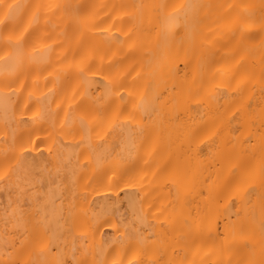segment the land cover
Here are the masks:
<instances>
[{
	"label": "snow or ice",
	"instance_id": "obj_1",
	"mask_svg": "<svg viewBox=\"0 0 264 264\" xmlns=\"http://www.w3.org/2000/svg\"><path fill=\"white\" fill-rule=\"evenodd\" d=\"M104 9V20L111 17L112 22L101 28L102 21L96 16ZM210 10H221L212 26L207 23ZM52 30H58V42L52 39ZM153 32L154 43L147 41ZM237 33L240 39L232 56L244 51L250 63L245 64L242 57L236 61L242 70L218 81L219 73L209 75L207 69L214 62L220 38L235 37ZM177 34L186 45L185 55L193 71L190 78L172 85V104H183L187 109L203 106L209 119L182 125L175 141L169 139L164 156L167 163L161 166L156 156L163 153L157 152V144L166 109L163 105L157 107L156 101L162 93L148 99L143 92L137 96L130 91L128 77L135 66L120 71L122 61L113 57L128 44L132 52L140 47L143 55L156 57L162 69L174 55L167 47L168 40ZM65 44L74 53L63 70L65 89L71 86L72 96L79 93L81 99L67 107L57 102L55 108L40 109L33 117L46 119L58 133L50 136L54 143L59 144L60 136L79 133L77 143L70 146L76 149L75 160L71 152L67 156L61 151L56 154V175L66 173L68 178L61 191L72 192L67 203L51 188L46 193H35L38 183L43 189L44 173L50 176L51 172L41 169L38 173L29 159V149L35 151L39 142L33 135L38 129L26 135L18 132L24 122L12 116V96L20 91L15 86L26 63L34 62L41 52L47 54ZM66 53L67 49L64 59ZM101 73L103 88L96 92L93 83ZM53 78L60 81L59 74ZM135 78L138 73L132 83ZM0 84L5 121L0 129L4 144L0 149V189L10 193L0 217L4 225L0 232V264H264V131L255 139L249 136L243 149L233 146L217 150V162L230 173L225 185L231 193L229 199H236L234 213L229 212L223 232L216 233L210 244L207 238L197 243L200 225L194 219L178 215L169 208L170 200L162 199L159 193L153 195L158 186L170 189L169 198L174 190L175 199H179L184 184L195 178L190 163L193 154L185 145L191 148L194 143L197 147L205 141L213 143L219 135L224 113L214 102L220 95L231 97V103L238 105L227 113L229 121L243 117L249 123L259 120L264 127V0L258 4H173L162 0L100 6L0 0ZM257 87L260 96L254 103ZM127 100L132 101L130 107L121 103ZM201 135L203 140L199 139ZM147 169H152L151 176ZM153 182L156 186L149 187ZM121 185L130 214L128 209L119 211V196L97 195L98 206L88 199L91 193L119 190ZM252 193H256L255 200ZM66 233H71L70 243ZM204 248L206 255L215 257L211 262L197 258ZM69 255L70 260L66 258Z\"/></svg>",
	"mask_w": 264,
	"mask_h": 264
},
{
	"label": "bare ground",
	"instance_id": "obj_2",
	"mask_svg": "<svg viewBox=\"0 0 264 264\" xmlns=\"http://www.w3.org/2000/svg\"><path fill=\"white\" fill-rule=\"evenodd\" d=\"M21 2L27 3H41V4H64V3H82L91 5H112V4H131V3H143V2H162V0H21ZM167 3H181V2H199L203 4L211 5H227L236 3H259L260 0H163ZM221 10H210L208 17V25L212 26V21ZM104 12H97V20L102 21L100 27H106L111 23V17L108 20H104ZM55 19V17H53ZM127 28V23L125 24V30ZM51 29L45 30L49 31ZM53 37L55 41H59V37L55 35V31L52 30ZM240 39V34L237 33L235 37H229L224 35L220 38V44L217 47L215 53L214 62L211 67L207 69L209 75L213 72L219 73L217 80H226L230 73L237 72L239 66L236 64L237 60L242 57L245 64L250 63V57L244 51L239 52L235 57L232 56V51L237 46V41ZM156 35L151 33L147 37V41L155 42ZM258 40V38H257ZM146 41V47L148 46ZM44 43H51V41L45 40ZM74 43V42H73ZM131 43V42H129ZM248 43H253L249 41ZM185 43L181 40L180 34L175 37L169 38L167 47L171 49L174 55L170 56L166 61V66L161 69L160 61L156 57H148L143 55L144 49L136 47L134 52L130 51L128 44L123 46L122 50L116 51L113 59L121 60L122 65L120 71L129 65H134L133 75L128 77L130 83V91L135 93L137 96L141 92L145 93L148 99H151L156 93H162L160 100L156 101L157 107L161 105L166 109L164 114V125L161 128L160 136L161 141L157 144V152L163 153V155L158 154L156 156L157 163L163 166L167 161L164 156L167 155L166 145L171 138L175 141L178 130L182 125L188 124H200L202 120H208L209 114L205 107L187 109L183 104H172V97L175 93L172 85L174 83L179 84L185 78H190L193 66L188 62L189 58L185 55ZM67 49V59H64L65 52ZM73 51L67 44L61 47H54L50 53L41 52L37 59L28 64L26 63L23 73L20 76V80L17 81L16 88L20 91L17 94H13L12 101L14 104L15 111L12 116L16 120L23 121L18 127V132H23L25 135L28 131L32 129H38L34 131L33 135L39 141L35 144V151L29 149L30 156L29 159L35 164L36 170L39 173L41 169H48L51 172L49 176L48 172L44 173L43 189H41L39 183L36 185L34 191L39 194L42 191L47 192L49 188L53 190V194L57 196H63L65 198V203L72 198V192L61 191L64 185L68 183V178L66 173H62L61 176L56 175V168L58 166L56 161V154L61 151L64 156H67L70 152L72 154V159L75 160L76 149L71 148V145L77 143V138L79 133L75 135L69 133L68 135L59 137V144L54 143L50 136L58 135L49 122L45 120H36L33 117V113L40 109H46L47 107L55 108L57 102H62L65 107L70 103H79L81 97L79 93L72 96V87L68 86L65 89L67 81L64 78V71L68 68L73 57ZM109 56L112 55L110 52ZM127 56V59L124 57ZM259 53L256 54L258 59ZM50 63V66L45 65ZM104 63H109L108 56H105ZM242 70V69H239ZM52 74L51 76L49 74ZM138 73V78H135V82L132 83L134 76ZM57 74L60 75V81H56L53 77ZM103 75L101 73L97 77L96 81L93 83V88L96 92H99L103 88ZM23 82V86H22ZM235 83V81H233ZM75 81H72V85ZM2 84H0V90H2ZM51 90V92H50ZM127 91V90H126ZM251 92V86L248 89ZM71 97L67 99L65 97ZM260 96L259 88L257 87L254 93V103L258 102ZM232 98L220 95L218 99L214 102L217 106L219 112L224 113L223 123L219 130V135L215 137L213 143L205 141L200 144L199 147L194 143L191 148L185 145V149L191 152V167L195 174L194 179H189L183 186L179 199H175V192L172 190V198L167 196L170 191L168 188H160L157 186V191L153 193L155 196L157 193L160 194L161 198L164 200H170L169 208H174L175 212L180 216H187L190 219H194L199 225V232L197 233V243L202 239L207 238L209 244L211 239L216 236V233H222L224 230L225 222L229 220V212L235 211L234 201L229 199L231 195L225 188L228 182L230 173L227 167L221 168L220 163L217 162L216 153L218 148H223L225 150L231 149L235 146L236 149H243L249 143V136L254 139L259 136L261 131H264V127H261L260 121L256 120L254 123L247 122L243 117H238L235 120H228L227 113L232 111V108L237 107V104L231 103ZM51 101V105H49ZM121 103H127L130 107L132 101L127 100ZM63 115V112H61ZM155 116L156 114L153 113ZM147 119V117H145ZM4 112L2 106H0V129L4 128ZM58 123V122H57ZM13 127H16L13 124ZM200 140L204 139V136L199 137ZM59 145H65L63 149ZM4 147L3 139L0 137V149ZM175 145L173 144V148ZM51 149V153L49 151ZM143 152V150H142ZM198 153V154H197ZM84 160V156L80 157ZM172 159H175V152L173 151ZM156 165L153 164L152 168ZM148 175H152V169H147ZM49 181H51L49 183ZM162 182V180H161ZM147 184L148 182L145 181ZM60 187H57V185ZM156 186V182L149 185V187ZM211 188L212 195L209 196V189ZM10 193L0 189V217H2L3 206L7 203V199ZM14 195V194H13ZM97 195H109V196H119V203L122 205L119 208L120 212H125L128 209L127 200L124 198L125 193L123 190V185L119 190H113L111 192H100L91 193L88 197L89 200L96 203ZM205 197H208L207 199ZM79 199V197H77ZM252 199H256V193H252ZM57 204L60 203L59 200L56 201ZM159 203V201H157ZM230 205H232L230 207ZM130 214L131 210L128 209ZM235 219L233 215L231 217ZM3 221L0 219V232L3 231ZM105 234L108 232L105 230ZM69 243L71 242V233H66ZM63 239V238H62ZM79 245V241L76 242ZM170 251V250H169ZM3 253V247L0 246V254ZM207 248L201 249L200 254L197 256L198 259L203 258L211 262L215 259L214 256L206 255ZM67 259H71V256H67Z\"/></svg>",
	"mask_w": 264,
	"mask_h": 264
}]
</instances>
